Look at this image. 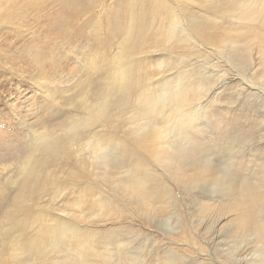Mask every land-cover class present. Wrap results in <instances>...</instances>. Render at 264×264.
Masks as SVG:
<instances>
[{
    "label": "rangeland",
    "instance_id": "obj_1",
    "mask_svg": "<svg viewBox=\"0 0 264 264\" xmlns=\"http://www.w3.org/2000/svg\"><path fill=\"white\" fill-rule=\"evenodd\" d=\"M29 2L0 0V14L23 7L13 27L0 29V227L22 225L26 243L46 247L70 225L86 242L30 264H264V0ZM65 4L93 9L72 18ZM156 5L167 12L154 15ZM190 20L203 34L190 32ZM131 22L147 44L128 70L133 90L115 99L125 110L110 111L118 118L111 137L122 145L108 166L98 160L94 169L72 153L39 167L53 185L32 183L45 193L25 201L23 215L14 203L31 143L83 118L93 93L107 96L112 73L100 60L117 56ZM171 30L183 39L173 48L164 38ZM162 38L165 50L156 47ZM180 94L184 122L166 117L157 135L136 144L133 127L153 124H134V113ZM9 255L4 264H20Z\"/></svg>",
    "mask_w": 264,
    "mask_h": 264
},
{
    "label": "bare ground",
    "instance_id": "obj_2",
    "mask_svg": "<svg viewBox=\"0 0 264 264\" xmlns=\"http://www.w3.org/2000/svg\"><path fill=\"white\" fill-rule=\"evenodd\" d=\"M30 1V4L36 6L43 2L44 4L47 3L45 0H42L41 2L37 0ZM65 6L66 9L68 8V13L72 18L73 16H78L81 11L93 9L91 4L85 5L82 9H78L69 4H65ZM154 8V15H160L161 13L165 14L167 12V10L162 8V6L157 8L156 5ZM22 9L23 7H18L14 11H2L0 14V29L5 26L13 27V24H15V22L23 16ZM67 15L65 16L67 17ZM51 17L53 19V14ZM175 19L178 20L176 17ZM189 22L191 26L190 32L192 34H203L204 27H201L193 20H190ZM60 23L63 24V20L61 21V18H59V20L55 19L52 25L57 28ZM114 31L115 28H111L109 26L108 37ZM140 31L137 32L134 23L131 22L125 31L122 30L124 35L122 41L118 45L119 52L117 53V56L109 59L106 54H103L100 60V65L106 70V72L109 74L112 73L110 75L112 82L107 83L108 85L105 89L107 96L103 97L102 95L93 93L92 101H85L84 103L85 105L82 111L85 116L83 118L73 120L63 126L61 133H59L60 130H55L51 134L46 133L45 135L35 137L31 143L30 156L24 161V166L21 170L22 184L21 182L20 184L22 185V188L20 193L16 196L14 203L21 208L22 214L24 213L23 215H28L30 213V209L24 206L23 203L27 200L34 201V197H37L44 192L43 190L41 191L42 188H39L38 186V189L37 187H34L33 184L37 186V184L42 183L46 184V187L53 185L52 175L49 173L47 176H42L39 167L48 168L50 165L57 164V162L62 159L68 158L69 154L71 155L72 153H76L78 160L83 164L87 165V163L91 160V163L93 162L92 164L94 169L100 167L97 163L98 160H101L102 164L105 163V165L108 166L109 162H111V153H113L114 147H120L122 145L120 144L122 141L118 142V139L114 134L111 137L110 129L111 127L113 129L115 128L113 123L114 121H117L118 118H113L110 111L113 105H120L117 111L119 115L123 113L126 106L116 103L115 99L118 96H123L126 92L129 93V91L134 88L128 80V70L132 65L133 56L147 44V41L145 40L146 35H143L144 32L141 33ZM97 35L100 36V34ZM186 37H189L190 40H195V36L193 38L191 34H187ZM164 38H166V42L171 48L176 46L179 42L181 43L183 40L182 37H179V34L174 30H171L170 36H166ZM140 41L143 42L141 43ZM96 42L98 45L100 44L99 40H96ZM156 44L157 48L160 47L161 50H165L163 45H166V43L163 38ZM136 47H139V50ZM157 66L162 67L163 63L159 62ZM92 67L97 68L98 62L92 61ZM142 93L143 95H148L149 91L143 90ZM186 103L187 99L181 94L172 100L171 98L170 100H166L165 98L160 97L158 100H153L151 104L143 103L139 110H137L131 117V122L136 124L140 121H147L153 125L149 126L148 132L141 128L142 126L133 127V130L130 133L131 136L134 137L135 142H137L136 144H141L140 142L145 141L149 136L154 137L155 134L157 135L158 133L156 127L159 122H167L168 118L183 120L184 122L186 118V112L184 110ZM165 113H167L168 116H166ZM141 130H143V132ZM122 153L123 156H130L133 158L136 157V154L131 150H124L121 154ZM132 165L134 166V163ZM135 168V174H138L137 176H139V173H142V165L137 160L135 161ZM22 230V225H16L15 223L10 228L0 227V264H4L5 262L4 252L6 250L10 251L9 256L12 263L30 264V260H33L34 262L36 260H42L51 252L56 253V255L61 254L62 247H67L68 245L81 247L85 246L86 243L84 242L81 233L70 225H66V227L60 230V232H57L56 235L49 240V244L51 243V245L46 247L45 244L42 245L43 242L39 241H37L38 243L36 241L26 243L25 240L17 234L18 231ZM63 250H65V248Z\"/></svg>",
    "mask_w": 264,
    "mask_h": 264
}]
</instances>
